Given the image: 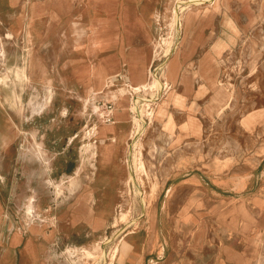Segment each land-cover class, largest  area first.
Returning <instances> with one entry per match:
<instances>
[{
  "label": "rangeland",
  "instance_id": "1",
  "mask_svg": "<svg viewBox=\"0 0 264 264\" xmlns=\"http://www.w3.org/2000/svg\"><path fill=\"white\" fill-rule=\"evenodd\" d=\"M178 1L0 0L12 158L38 142L49 155L45 176L65 191L54 197L37 174L41 161L14 162L39 206L36 219L9 209L5 235L27 237L28 220L41 226L36 252L26 255L23 243L17 264H264V0H201L179 20ZM102 7L126 12L134 47L124 30L110 32L117 49L86 41L84 23ZM110 21L101 19L113 31ZM110 56L102 86L77 75ZM28 57V78L13 84ZM139 95L162 99L155 116L136 117ZM124 124L100 178L107 154L98 164L104 140L95 138H117Z\"/></svg>",
  "mask_w": 264,
  "mask_h": 264
},
{
  "label": "crops",
  "instance_id": "2",
  "mask_svg": "<svg viewBox=\"0 0 264 264\" xmlns=\"http://www.w3.org/2000/svg\"><path fill=\"white\" fill-rule=\"evenodd\" d=\"M103 8L104 7H102L101 12H98L96 10L94 13L90 14L89 18L86 20V22L89 20L90 24H86V22L84 23V29L87 33L85 35V39L86 41L92 42V45L97 51H106L107 49H117L118 46L116 41L117 38L113 36L110 37V32H114L118 34V32L120 31L122 32L124 30L126 35L130 37L129 35L130 23H128V20L126 18L127 17L126 12L115 11L114 13L112 11H106ZM148 11L149 10L144 5L142 8V13L144 17H149L150 13ZM102 18H109L111 20L110 23L113 27V31H111L110 29L108 30L105 29V26L101 22ZM130 42H131V46L134 47V43L131 37H130ZM200 43L197 45L192 55L195 54L196 50L199 48ZM111 56L108 58H100L95 62L91 61L89 63L80 64V66L77 67V75L80 78H87L88 81L95 80L92 75L93 65L102 63L104 65L103 67L108 66L109 64L108 62L111 59ZM191 56L189 58L184 59L183 62L185 60L187 61L188 59H190ZM93 86H94L93 83L89 82V87L93 88ZM198 89L199 87L197 88V91ZM6 113H7L6 110L3 109L2 106L0 105V132H4L9 136V138H7L5 141H2L0 139V246L2 245V243H4V247H5L3 257L0 260V264H17L18 257H17L16 249L19 246H21L23 243H24V251L26 255H32L36 252V247H37L36 238L38 236L41 226L37 223L36 220L27 219L28 223L32 225V230L30 231L27 237H24L19 230H14L12 232V228L9 229L8 236L5 235V233L7 232V226H6L7 222L10 223V221L8 220H13L12 214L9 213V209L16 207V208H21L25 211L26 203L28 202V198L31 195H34V208L36 209L39 206L35 194L30 193L27 182L23 181V177L27 175L21 171V168L20 169L18 168L19 166L17 163H14L16 160L19 162L28 159V158H23L21 156V152L23 149L19 153L18 158L14 160L12 158L11 155L12 146H13V139L11 138L12 123ZM125 124L120 128L119 136L117 138L112 139L110 136H103V137L98 136L95 138L97 140L96 142L97 146H98V139L104 140V142L99 146L100 153H98V164L102 156V151H104L105 154H107V163L105 165V168L103 169L100 168V170H96V173L100 178L101 176H103V173L106 170L109 162H112L117 157L116 154V150L118 148L117 143H119V141L121 140L120 137L122 135L123 132L122 129L124 128ZM117 140L119 141L117 142ZM71 170L72 169L67 170V172H71ZM16 193H21L20 199L18 201L14 198V194ZM24 214L26 216L25 212ZM35 214H36V210H35ZM92 222L93 225L101 224L100 222H95L94 220H92Z\"/></svg>",
  "mask_w": 264,
  "mask_h": 264
},
{
  "label": "bare ground",
  "instance_id": "3",
  "mask_svg": "<svg viewBox=\"0 0 264 264\" xmlns=\"http://www.w3.org/2000/svg\"><path fill=\"white\" fill-rule=\"evenodd\" d=\"M204 1L212 2L214 0H204ZM216 1L217 0H215L214 3ZM189 2L190 3L187 6H183V3H186V1L179 0L177 2L176 7H175L176 8L175 9V18L176 19L179 20L180 13L183 12L187 8H190V7L192 9L193 8H199V7L204 8V6H197V5H200L203 3L201 0H191ZM192 5H194V6H192ZM209 5L210 4H208V6ZM5 44L6 43L0 37V59L5 58V55H6ZM29 65L30 64H29V57H28V58L24 59V62L15 70V72L13 74L14 75L13 84H15V82H14L15 80L23 81V80H26L28 78V67H29ZM101 66H104V65L102 63H101V65L100 64H94L92 67V75H93L94 79L98 80L99 86L103 85V78L102 77H103V72H105L102 70ZM9 81H12L9 73H6V74L0 76V87H8L10 85ZM153 87L157 90V89H159V84L155 83V85H153ZM137 88L138 87H135V89H137ZM152 96L154 97V94ZM161 102H162V99H158V98L149 99L148 97H142L140 95L136 96L134 99V112H136V117L139 118L140 120H143V116L145 114L150 115V116H155L157 114V111H159V108L157 109V107L161 106ZM90 133H92V132H90ZM21 156H29L30 159L39 160L42 162V165L40 166V168H38L37 174L38 175L41 174L45 178L44 179L45 185H48V186H51V184L53 185L54 197H58L61 194H65V191H64L63 186L61 184L54 183L51 178H48L45 176V174L48 173L49 155L47 154L46 150L38 142H35L32 146L29 147V149H24V151L21 152ZM69 196H72L71 192H69V194H67V197H69ZM142 199H143L144 203L148 202V199H147V197H145L144 194H143ZM25 211L27 212L29 218H35L36 214H35V208H34V195L29 196L28 202L26 203ZM74 250L73 249L69 250V253L73 254ZM118 251H119V248L117 246L114 249V254L116 255ZM81 255H82V257H85L87 255L89 256V255H91V252L87 249H84L83 252H81ZM102 256L104 258H106L107 252H104V254H102ZM66 264H74V263L68 262ZM105 264H109V263L105 262Z\"/></svg>",
  "mask_w": 264,
  "mask_h": 264
},
{
  "label": "built area",
  "instance_id": "4",
  "mask_svg": "<svg viewBox=\"0 0 264 264\" xmlns=\"http://www.w3.org/2000/svg\"><path fill=\"white\" fill-rule=\"evenodd\" d=\"M108 120H109V116H108Z\"/></svg>",
  "mask_w": 264,
  "mask_h": 264
},
{
  "label": "trees",
  "instance_id": "5",
  "mask_svg": "<svg viewBox=\"0 0 264 264\" xmlns=\"http://www.w3.org/2000/svg\"><path fill=\"white\" fill-rule=\"evenodd\" d=\"M70 170V169H69Z\"/></svg>",
  "mask_w": 264,
  "mask_h": 264
}]
</instances>
